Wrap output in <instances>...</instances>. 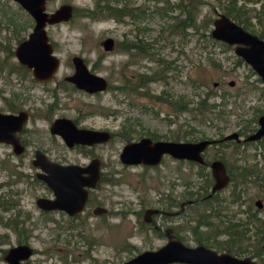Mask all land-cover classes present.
<instances>
[{"label": "rangeland", "instance_id": "obj_1", "mask_svg": "<svg viewBox=\"0 0 264 264\" xmlns=\"http://www.w3.org/2000/svg\"><path fill=\"white\" fill-rule=\"evenodd\" d=\"M97 1H46L47 12L66 3L76 13L68 21L48 25L45 29L53 46V54L59 60L55 78L62 83L56 115L77 119L82 121V125L107 128L115 132L104 145L93 151L104 164V179L98 185L96 193L107 213H90L84 224L80 217L69 221L57 215H42L32 205L33 198L41 193L35 192V184L26 187L23 184L24 175L25 181L29 177L31 182V168H27L25 163L18 166L15 162L0 161V184L4 185L0 187V193H6V197L12 202V206H8L13 208L11 211V208L4 209L8 206L0 207V264H6L2 258L3 251L19 241H24L32 250L27 259L28 264H114L124 262L144 250H155L164 240L142 220L143 211L146 208H156L176 212L181 201L180 194L184 191L193 193L195 198H201L204 194L200 189L204 185L203 175L208 174L209 170L170 159L168 156H164L154 168L140 165L125 168L118 160L124 138H127L120 135L121 126L126 120L130 124L134 123L131 125L133 131L128 137L131 139L154 133L159 136L158 139L165 140H171L176 135L180 138L195 136L196 140L199 137L211 140L216 139L218 134L223 136L235 131L247 134L250 131L245 127L250 125L248 120L251 121L257 116L251 108L264 110V97L260 96L259 85L254 90L248 88L251 83L247 78H252L251 73L245 65L235 63V55L231 50L205 42L199 36L200 30L193 33L191 29H186L185 34L180 31L170 34L165 28L166 20L159 18L157 14L150 15L148 10L147 14L139 16L137 20L128 16L120 21L108 17L93 20L81 15V10L92 9ZM109 1H118L119 5L124 3L127 8L144 6L145 9H151L154 3L161 4L157 0ZM236 1L237 5H244L243 8L247 11L246 16L250 23L246 27L256 33L260 30L264 32V17H261L260 23L255 17L264 0ZM219 13L223 14V8L214 0H209V5H204L201 9V16L211 20ZM32 24L31 18L15 2L0 0V44L7 45L9 49L13 48L18 40L27 36ZM208 28L211 29V24ZM106 37L115 42L125 38H141L151 44V56H129L115 48L104 52L101 41ZM1 47L0 49L5 50L4 46ZM74 55L82 58L89 71L105 78L107 87L104 91L88 94L72 89L62 82L64 76L72 74L70 58ZM2 56L7 57L0 52V63ZM8 59L15 66L16 61L12 54H8ZM161 60L167 62L168 67ZM161 66L164 77L148 83L147 94L141 89L137 95L126 97L115 88L121 84L122 74L130 76L150 73ZM26 77L27 73L23 69L0 68V95L9 91L19 92L22 100L27 101L26 106H40L42 101L47 103L45 90L48 83L42 88ZM221 77L225 79L222 85L213 86ZM228 80L234 81L233 87L226 84ZM167 97L179 104L182 101L185 104L184 110L167 104ZM199 97H207L206 104L216 106L208 114L212 121L199 123L197 121L202 120L199 119L197 111L189 110L195 108ZM217 109L221 119H217ZM56 144L63 148L59 140L55 141L54 145ZM232 146L234 145H228L224 149L227 160L237 156V164L257 172V177L246 178V183L236 187L235 192H238L239 199L231 203L230 185L215 196L214 211H205L207 204L192 203L185 205L174 216H156L155 224L183 228L178 233L185 242L193 245L192 238L199 233L192 229L199 216L205 215L209 223L207 227L199 228L205 232H200L201 235H217V230L225 224H231L232 227L237 223L242 225L251 213L264 221V147L245 144L234 150ZM215 149L210 146L207 156H212ZM5 152V147L0 148V155ZM62 153L67 154L70 159L78 157L74 151ZM8 193L12 196L7 195ZM220 198L224 201L219 203ZM173 199L175 203L170 206L169 202ZM257 199L261 202L260 208L254 205ZM217 210L219 213L214 216ZM16 219L20 221L17 222ZM9 220L17 222L18 225L7 226ZM226 238L223 233L215 237L221 243ZM246 241L242 239V243ZM246 255L250 253L245 251L239 256Z\"/></svg>", "mask_w": 264, "mask_h": 264}, {"label": "flooded vegetation", "instance_id": "obj_2", "mask_svg": "<svg viewBox=\"0 0 264 264\" xmlns=\"http://www.w3.org/2000/svg\"><path fill=\"white\" fill-rule=\"evenodd\" d=\"M15 3L31 18V20L33 22V19L29 15V13L26 12L17 2H15ZM64 4H66V3H64ZM261 7L264 8V4H262ZM219 15H224V14L219 13V14H217V17ZM224 16H226V15H224ZM262 16L264 17V15H262ZM226 17H228L231 21H233L234 23L239 25L245 31L249 32L250 34L255 35L258 39L264 41V32H262L261 30L256 33L255 30H249L247 27L243 26L241 23L239 24L235 20H232L229 16H226ZM32 26H33V24H32ZM21 40H22V38L20 40H18V42H20ZM18 42L14 45L13 48H10V49L8 48L7 45H5L3 43L0 44V48H2L1 46H4V48H5V50L0 49V52L2 54L4 53L7 56L6 58L2 56V58H1L2 63H0V68H8V69H12V70L23 69L27 73L26 78L27 79L29 78L32 83L39 84L40 86H42V88H43V86H46V84L48 83L49 86L45 90V91H47V94L45 96L48 98L47 99L48 102L45 103L42 101V104H40V106H33V104H32V106H26L25 104L27 103V101L22 100V97L19 94V92L17 93V92L9 91V92H7V94L4 93V95H0V114L12 115L15 117H20V119H22L21 123H17V124L14 123L13 124L14 128L11 127V129H13V132L10 133L11 141H5V140L0 141V148L5 147V149H6V152L4 153V155H0V161H7L8 163L15 162L18 164V166L20 164L25 163L27 168H29V167L31 168L32 171H31V173H29L31 182L29 181V177H27L28 180L25 181L26 176L24 175L23 176V178H24L23 184L25 185V187H26V185H29V184H35V187L37 188L35 192L41 193V195H37L33 198L34 200L32 201V205L34 208L39 210V212L42 213V215L47 214V215L52 216V217L54 215H57L58 217H61L63 219L65 218L69 221L76 220L77 218L80 217L82 224H84L88 220L87 217L90 213L94 214V215H102V214L106 215L105 213H107V209L104 208L103 206H101L100 199L96 193L98 191V185H100V183L104 179L103 178V176H104V171H103L104 164L101 162L100 158L93 151H94V149H97V148L101 147L102 145H104L112 136H114L115 132H111L107 128L101 129V128H93L90 125H85V124L82 125V123H81L82 121L79 122L77 119L68 118V117L61 116V115H56V111L58 110V102H57L58 94L62 90L61 81H59L55 78L56 77L55 74H56V71H57V68L59 65V60H58V65H57V68L55 70V73L50 77V79L45 80V81L39 80V79L35 78V76L33 74V68L32 67H27L26 65L21 64L20 61L16 58V56L14 54V49L17 46ZM213 44H217V46H221L224 49L231 50L234 53L235 60H236L235 63L245 65L247 67L248 71L251 73L250 76L252 78L251 79L247 78V80L251 83L248 86V88H251L252 90H254L256 88V86L259 85L260 96L264 97L263 96L264 95V83H263L261 77L254 71V69L243 58H241L240 56H238L235 53L236 46H247V45L235 44V43L234 44H228V43H225V42H222L219 40H217V42L213 43ZM2 50H4V51H2ZM9 53H10V55L12 54V56L15 58V61H16L15 66L12 65V63L8 59ZM52 53H53V46H52ZM161 62L163 63L165 61L161 60ZM70 63H71V59H70ZM165 63H167V62H165ZM71 65H72V63H71ZM72 68H73V65H72ZM73 71H74V69L72 70V73H73ZM66 76H69V75H66ZM66 76H64V77H66ZM64 77L62 78V82H64L70 88H72V89L74 88L78 91L88 93V92H85L84 90L76 88L72 83L66 81L64 79ZM224 80L225 79L223 77L219 78L217 83L213 84V86H221L222 83L224 82ZM226 84L229 87H233L234 81L228 80V81H226ZM94 93H98V92H93V93H88V94H94ZM38 99L41 100V97H39ZM251 109H254L257 116L255 118H253V120H251V121L248 120L250 125L245 126L250 131L244 135L240 132L238 133L235 131L237 133V137L239 140H236L234 138L223 139L224 136H226L230 133L225 134L223 136L218 134V137L216 139H214L217 141L215 143H211V144L207 145L203 149V151L201 152V157L203 159V163H196V162H192V161L185 160V159H175L169 155H162L159 162L154 164V165H148V164H143V163L135 164V165L124 164L123 162H121V160L119 158V154L121 152L122 147L126 143L138 141L140 138H143V137H147L151 141L165 140V139H153L149 136H142V137H138L137 139H131V138H124L125 136H123V135L122 136L124 138V144L122 145L120 152L118 154V160H119L120 164L122 166H124L125 168L135 167L137 165H140L141 167H146V168H154L155 166H157L160 163V161L162 160V158L164 156H168L170 159L185 162L187 164H194V165H197L198 167L200 166L201 169L207 168V170H209V173L206 175L204 174L203 176L204 177L209 176L211 178L212 182H211V185L209 187L208 192L206 194H203V196L201 198H199V200L205 199V198H210L212 195H214V194L217 195L221 191H224L228 186H230V185L232 186V178L237 177L240 174H241V176H244L245 178L257 177V172H254L251 168L237 164V162H238L237 156H234L232 159L227 160L228 158H227L226 154L224 153V149L228 145H234V146H232V147H234V150L238 146H243L245 144H258V145H262L264 147V135L261 136L259 139L252 140V141H244L243 140L248 135L253 134L258 129V127H259L258 118L261 115H264V110H261V109L255 108V107H252ZM217 115H218L217 119H221L219 116V109H217ZM59 118H66V119L70 120L73 123V125L75 126V128H77V129L107 132L109 134V138L105 141L92 142L89 144L88 143L73 142L70 145H68L67 142L63 139V137L59 133H55L54 131H51V127H52L54 121L56 119H59ZM122 127L123 126H121L120 131L124 132L125 130ZM121 132H120V135L122 134ZM56 140L60 141V144L62 145L63 148H61V146H59L57 144L54 145ZM167 140H169V139H167ZM170 141H173V140H170ZM210 146H214L216 149L213 151V155L209 157V156H207V152H208V149ZM64 151L65 152L74 151L78 157L76 159H70V157L67 154L62 153ZM214 160H217V161L222 163L223 169H224V174L227 177V182L221 189H218L217 191H215L214 193L209 195L210 188L213 184V179L211 177L209 163H211ZM52 164H58V165H62V166H69V165L75 166V168L72 170H73V173H74L73 175H74L75 181H76V186H75L76 190H75L74 196L72 195L71 192H68V190L65 194V197L67 199H70V201H72L71 205L67 209H64L61 207L44 208L43 207L44 204L40 203V201H39V200L52 201L55 199V196H54V193H53L51 187L46 182V178L49 175L48 168ZM18 166H17V168H19ZM96 168H97L98 173H97V179L94 180L93 178H90V177L95 175L93 173L96 171ZM241 182L246 183V179L241 181ZM1 186H4V185L0 184V187ZM185 187H186V185H184V188ZM235 193L236 192H234V187L232 186V190L230 192L231 203H234L235 201H237L239 199V197H236ZM67 194H69L70 196L67 197L66 196ZM7 195H11V193L10 194L8 193ZM188 195H189L188 192H185V191L181 192V194H180L181 201L179 202V205H178V211L169 212L166 210L161 211V210H158L156 208H146L143 211L142 220L144 222H146L148 225H150L152 230H156L157 235L159 237L163 238V240H164L163 244H165L168 241V235H171L172 239L178 240L179 242H181L183 245H185L187 247L203 246V247H205L207 249H211L217 253H229L228 250H224V249L219 250L218 249L222 244H223V248L226 249V248H228V246L226 244H229L226 241L223 243H221V242L218 243V240L215 239V237L216 236L218 237V235H215V237L213 236V238H212V235H209V234L201 235L202 233H205V232H203L199 229L202 233L201 234L199 233L198 236L194 235V237L192 238L194 244L189 245L187 242H185L184 238L181 237V235L178 233V231L180 232V230H182L183 228L170 227V224L169 225H165V224L161 225V223L155 224L156 223V221H155L156 216H160L162 218H165L166 215L167 216H174L177 214V212L179 213L180 211H182L183 207L185 205L197 203L194 201V198L189 199ZM221 201H224V200L220 198L219 203ZM256 201H259V200L258 199L255 200L254 205L257 208H260L261 202L259 201L260 206H257L255 204ZM79 203H80V207H78ZM173 203H175L174 199L171 200V202H169V205L171 206ZM203 204H206V203H203ZM8 205L12 206L11 199L8 200V198L6 197V193H0V207L8 206ZM11 206H8L4 209L7 210V209L11 208V211H12L13 208ZM206 208H207V205H206L205 209ZM207 212L210 213L211 211L208 209ZM217 213H219V210H217ZM247 217L252 220L251 214L247 215ZM16 221L18 222L20 220L16 219ZM14 222L15 221L12 222L11 220H9L7 222V226L12 227L14 224H15V226H17L18 223L17 222L14 223ZM195 223H196V221H195ZM207 226L208 225L206 224V225H201L200 227H207ZM193 229H195V228L193 227ZM193 229H192V231H193ZM18 245L28 246L24 241H21V242L19 241L16 245L11 246V247H15ZM217 246H218V248H217ZM243 246L252 247V244L246 241L245 243H243ZM11 247H8L5 251H3V257H2L3 260H4V256L7 253L8 249H10ZM31 252H32V250H31ZM30 254L26 258L18 260V263L26 264L27 259L30 256ZM229 254H231L235 257H238V258L249 257L250 259H253L255 261V259L251 258L250 255L239 256L243 253L237 255V254L230 252ZM255 262L257 264H262L258 261H255Z\"/></svg>", "mask_w": 264, "mask_h": 264}, {"label": "water", "instance_id": "obj_3", "mask_svg": "<svg viewBox=\"0 0 264 264\" xmlns=\"http://www.w3.org/2000/svg\"><path fill=\"white\" fill-rule=\"evenodd\" d=\"M17 2L33 19V26L25 38L18 42L14 49V54L21 64L33 68L35 78L45 81L55 73L58 59L52 53V45L48 41L46 26L68 21L73 12L70 4H61L54 10L45 11V2L48 0H12ZM210 36L214 40H219L228 44H244L247 46H236L235 53L243 58L261 77L264 83V41L255 35L242 29L239 25L231 21L224 15L216 16L212 20ZM114 40L106 37L101 41V48L104 52L112 50ZM73 73L64 79L72 83L76 88L88 93L101 92L106 89L107 82L102 76L92 73L79 56H72ZM16 121V122H15ZM20 117L0 114V141H11L10 133L13 132L14 123H21ZM258 129L244 138V141L259 139L264 135V115L258 118ZM51 131L59 133L70 145L77 143H92L105 141L109 134L104 131H91L77 129L73 123L66 118L56 119L51 127ZM234 138L239 140L236 132H232L223 139ZM217 140L201 139L197 141H151L147 137L138 141L126 143L119 154L121 162L128 165L148 164L154 165L159 162L162 155H169L175 159H185L196 163H203L201 152L203 149ZM75 166H62L52 164L48 168L49 175L46 178L47 184L51 187L55 199L39 200L44 204V208L61 207L67 209L72 201L65 197L71 192L74 196L76 181L73 170ZM213 184L210 193L221 189L227 182L221 162L214 160L209 163ZM97 168L90 177L97 179ZM67 197L70 195L67 194ZM255 204L260 206V202ZM80 207V203L78 204ZM31 250L26 245H18L8 249L4 256L7 264H21L18 260L26 258ZM257 264L249 257L238 258L229 253H217L203 246L187 247L176 239L168 235V241L155 250H145L132 258L114 264Z\"/></svg>", "mask_w": 264, "mask_h": 264}, {"label": "trees", "instance_id": "obj_4", "mask_svg": "<svg viewBox=\"0 0 264 264\" xmlns=\"http://www.w3.org/2000/svg\"><path fill=\"white\" fill-rule=\"evenodd\" d=\"M156 1V0H153ZM118 1H109V0H98L95 6L92 9H83L81 10V15L88 17L93 20L101 19V18H112L116 21H120L121 18L128 16L130 19L137 20L139 16H144L149 12V14H157V16L163 20H166L165 22V28L166 31L170 34H175L177 32H182L183 34L186 33V29H191L193 33L199 32V36L205 41V42H212L216 43L217 41L212 39L210 36V29L208 28L210 24H212L211 19H207L204 16H201V9L205 5H209V0H173L172 2H169V0H157V2H160V5H157L154 3V6L149 8H143L144 6H135L127 8L124 3H121L120 5L117 3ZM214 2L218 3L223 8V14L226 16H229L232 20H235L237 23L243 24V26H247L250 23L249 18L246 16L247 11L243 8L244 5H237L236 0H214ZM264 4V3H263ZM148 10V12H146ZM76 11L72 12L75 14ZM264 15V8L260 7L259 12L255 14L256 20L258 23L261 22V17ZM71 16V17H72ZM121 39L120 41L115 42L113 48H115L117 51L126 52L130 55H143V56H151V44L149 42L143 41L141 38L136 39ZM133 51V53H131ZM128 62H126L127 64ZM165 63V62H163ZM162 63V64H163ZM212 64V61L210 62ZM161 64V65H162ZM128 66V64L126 65ZM165 66L168 67L165 63ZM163 66L154 69L150 73H137L135 75H123V80H121V84L116 86L115 88L117 90H120L124 96H134L141 92V89H144V94H147V84L153 81L160 80L164 77L163 74ZM124 73V72H123ZM194 88H197L196 86H193ZM141 93V94H143ZM199 95V94H197ZM207 95V94H205ZM207 98V97H205ZM204 97H199L198 100L195 103L194 110L197 111V115L200 117L202 121H197L199 123H204L206 121H212V118L208 117L209 113L213 112V108H215V105L206 104V99ZM165 102L173 107H176L180 110H184L185 104L181 101V103H177L176 101L172 100L171 98L167 97ZM210 108V109H209ZM131 125H134V123L130 124L125 122L123 125L124 132H121L123 136L129 137L131 132L133 131L131 129ZM153 139H158L159 136L157 134H148ZM173 141H196L195 136L190 137H179L176 135L173 138H170ZM201 137L198 138L200 140ZM203 139V138H202ZM200 167V166H199ZM246 178L244 176L238 175L237 177L232 178V186L234 187V192L236 191V187L238 185L243 184L241 181L245 180ZM204 185L200 187V189L203 190V193L206 194L207 187L211 184L212 180L209 176L203 178ZM236 197H239L238 192L235 193ZM189 199H193L197 203H206L207 208L204 210L208 211V209L211 211H214L216 209L213 205H215L213 202L216 194L212 195L210 198H205L199 200L196 196L193 197V193H190L188 195ZM213 202V203H212ZM214 216H217V211L214 214ZM252 220L247 217L246 221L239 225V223L235 224V226H227L225 224L222 226L223 228H220L217 230V235L220 233H223L227 238L226 242L229 244H226L228 248H223V244L218 248L219 250H228L229 253L232 252L234 254H241L245 251L250 253L251 258H256L255 261H258L262 264H264V221L260 218H257L256 215L251 213ZM229 223V222H228ZM209 225L207 222V218L200 217L199 219H196V223L194 225L193 231L200 233L199 227L201 225ZM217 227H219V224H217ZM232 227V228H231ZM242 227V228H241ZM222 230V231H220ZM202 233V232H201ZM209 235L213 236L215 233H210ZM215 237V236H214ZM242 239L247 240V242L252 244V247L249 249L245 246H243ZM220 243V242H218ZM242 243V244H241ZM226 246V247H227Z\"/></svg>", "mask_w": 264, "mask_h": 264}]
</instances>
